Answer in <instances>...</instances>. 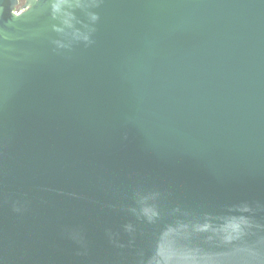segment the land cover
Returning a JSON list of instances; mask_svg holds the SVG:
<instances>
[{"label":"water","instance_id":"obj_1","mask_svg":"<svg viewBox=\"0 0 264 264\" xmlns=\"http://www.w3.org/2000/svg\"><path fill=\"white\" fill-rule=\"evenodd\" d=\"M0 264H264V0H0Z\"/></svg>","mask_w":264,"mask_h":264},{"label":"built area","instance_id":"obj_2","mask_svg":"<svg viewBox=\"0 0 264 264\" xmlns=\"http://www.w3.org/2000/svg\"><path fill=\"white\" fill-rule=\"evenodd\" d=\"M25 0H21V2L23 3Z\"/></svg>","mask_w":264,"mask_h":264},{"label":"clouds","instance_id":"obj_3","mask_svg":"<svg viewBox=\"0 0 264 264\" xmlns=\"http://www.w3.org/2000/svg\"><path fill=\"white\" fill-rule=\"evenodd\" d=\"M85 39H86V37H85Z\"/></svg>","mask_w":264,"mask_h":264}]
</instances>
